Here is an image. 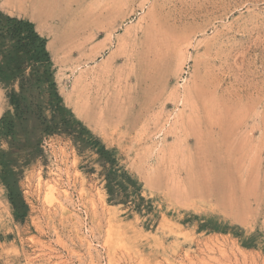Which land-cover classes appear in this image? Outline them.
Returning a JSON list of instances; mask_svg holds the SVG:
<instances>
[{
  "label": "rangeland",
  "instance_id": "374dc122",
  "mask_svg": "<svg viewBox=\"0 0 264 264\" xmlns=\"http://www.w3.org/2000/svg\"><path fill=\"white\" fill-rule=\"evenodd\" d=\"M64 8L54 31L0 0L46 39L59 94L38 95L55 130L34 145L0 127V264H264V0Z\"/></svg>",
  "mask_w": 264,
  "mask_h": 264
},
{
  "label": "trees",
  "instance_id": "16d2710c",
  "mask_svg": "<svg viewBox=\"0 0 264 264\" xmlns=\"http://www.w3.org/2000/svg\"><path fill=\"white\" fill-rule=\"evenodd\" d=\"M0 39L4 49L3 60L8 70L7 79L9 82L19 80V90L13 89L9 94L15 113L4 117L0 127L3 134L12 137L11 143L15 144L16 149L22 150L37 141L34 138H37L38 125L45 126L49 132L55 130L40 114L41 107L36 103L39 93L49 89L56 100L59 94L49 69L51 59L46 49L47 41L36 30L33 22L6 15L0 10ZM6 41L11 47H6ZM25 63L31 66V74H26ZM32 120L34 126L31 125Z\"/></svg>",
  "mask_w": 264,
  "mask_h": 264
},
{
  "label": "bare ground",
  "instance_id": "6f19581e",
  "mask_svg": "<svg viewBox=\"0 0 264 264\" xmlns=\"http://www.w3.org/2000/svg\"><path fill=\"white\" fill-rule=\"evenodd\" d=\"M6 4L12 8L15 12H19L21 14L31 16L34 19L38 21L44 20L45 22L52 24L51 27L55 31L58 27V24H61L63 22V17L65 14L66 9L64 7L69 6V0L66 1V4L64 6L63 0H5ZM48 25V24H47ZM152 27V26H151ZM153 28V27H152ZM152 35V33H151ZM146 40L149 44L148 46V52H151V54H157L159 53V50L162 48V44H153L151 40V36H146ZM158 37V36H157ZM167 39V37H166ZM157 41V40H156ZM146 42V41H145ZM156 43V42H155ZM160 43V42H157ZM164 49V48H163ZM165 50V49H164ZM166 51V50H165ZM150 54V53H149ZM148 54V55H149ZM150 54V55H151ZM166 54V53H165ZM145 55V54H144ZM169 55V53H168ZM154 56V55H153ZM159 56V55H158ZM150 57V56H149ZM157 57V56H156ZM162 55L160 56V58ZM171 57V56H170ZM155 59V56L154 58ZM140 60V59H139ZM157 60V58H156ZM160 60V59H159ZM162 60V59H161ZM164 60V59H163ZM152 62V61H151ZM151 65V64H150ZM155 65V64H154ZM154 68V67H153ZM196 107V106H195ZM206 107V106H205ZM192 111V110H191ZM222 176L220 174H217L215 178H213L212 183L213 185V191L210 193L212 196L217 197V188L222 185L224 182L221 181ZM221 181V183H220ZM247 186V185H245ZM241 190V189H240ZM222 197V196H221ZM231 197V196H230ZM224 198V197H223Z\"/></svg>",
  "mask_w": 264,
  "mask_h": 264
}]
</instances>
